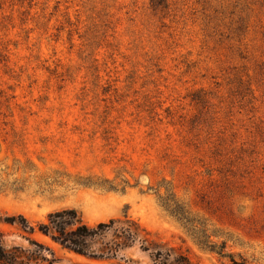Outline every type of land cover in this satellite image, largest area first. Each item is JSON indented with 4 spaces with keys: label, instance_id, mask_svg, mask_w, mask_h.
Returning <instances> with one entry per match:
<instances>
[{
    "label": "rangeland",
    "instance_id": "374dc122",
    "mask_svg": "<svg viewBox=\"0 0 264 264\" xmlns=\"http://www.w3.org/2000/svg\"><path fill=\"white\" fill-rule=\"evenodd\" d=\"M206 223L227 252L264 264V0H0V231L75 209L126 216L194 264L165 205ZM60 264L77 255L36 233Z\"/></svg>",
    "mask_w": 264,
    "mask_h": 264
},
{
    "label": "trees",
    "instance_id": "16d2710c",
    "mask_svg": "<svg viewBox=\"0 0 264 264\" xmlns=\"http://www.w3.org/2000/svg\"><path fill=\"white\" fill-rule=\"evenodd\" d=\"M168 211L190 233L196 244L202 249L227 260L228 264H254V261L239 255L228 253V244L220 241V235L209 229L206 223L190 219L173 205H165ZM11 226H19L28 235L25 239L30 247L5 246L4 233L0 231V264H60L52 248L34 238L36 233L49 238L55 244L77 255L93 260H122L125 252L138 248L148 255L151 264H194L184 253L176 249L162 247L150 237V234L134 219H111L96 226L86 224L75 209H65L51 213L45 221L33 226L24 216H12L3 220Z\"/></svg>",
    "mask_w": 264,
    "mask_h": 264
}]
</instances>
